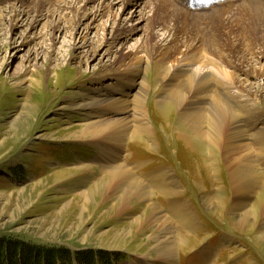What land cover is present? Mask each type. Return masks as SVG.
Returning a JSON list of instances; mask_svg holds the SVG:
<instances>
[{
	"label": "rangeland",
	"instance_id": "rangeland-1",
	"mask_svg": "<svg viewBox=\"0 0 264 264\" xmlns=\"http://www.w3.org/2000/svg\"><path fill=\"white\" fill-rule=\"evenodd\" d=\"M58 1L0 0V10L8 6L36 10L42 3L57 7ZM172 1L169 3L178 6L181 15L168 17L161 9L149 7L147 22L122 46L105 45L114 30L118 8L95 21L85 19L77 30L72 21L45 16L32 29L25 23L12 34L8 28L0 32V264H264V215L254 222L238 221L239 214L249 212L261 193L256 192L248 204L241 205L244 199L236 197L230 186L225 143L216 171L210 175L202 168L204 174L200 173L197 157L175 135L179 111L173 108L166 118L157 108V99L166 94L178 75L176 70L165 76L167 68L176 69L177 61L187 52L184 40L190 44L194 39V49L205 64L229 72V80L211 76L218 80L210 78L212 84L220 81L237 90L243 88L244 97L264 115V56L258 54L262 36L255 33L239 3L204 13L186 10L187 6L179 3L186 0ZM160 6L157 4V8ZM93 8L89 6L88 10ZM261 10L263 13L264 8ZM162 21L175 27L172 33L176 42L169 40L167 49L155 44L169 33ZM236 33L240 36L235 37ZM140 38L146 42L141 43ZM85 42L88 44L83 47ZM246 48L254 58L249 65L243 59ZM188 57L192 59L191 54ZM140 58L146 61L143 75L149 100L145 109L154 126L151 137L145 133L123 143L101 138L106 134L76 137L82 123L100 119L92 113L96 107L74 110L76 95H96L113 79L133 80L142 72L137 65ZM66 104L68 108L62 109ZM136 110L137 120L141 111ZM151 141L154 145L150 148ZM107 150L112 151L109 158L120 153L119 163L147 184L149 173L159 166H166L178 180L179 197L189 207L193 223L182 226L172 216L177 209L170 205L168 192L156 188L152 197L169 218L175 236L189 241L185 249L178 250L176 262L149 254L147 236L159 233L150 224L129 235L131 222L141 215L139 203L115 211L111 209L114 200L103 196L86 207L82 194L98 184L101 172L109 167L104 162ZM228 153L227 163L238 154ZM251 153L261 156L260 149ZM256 165L264 172V159H257ZM220 186L225 201L206 204L205 196L221 192ZM29 247L34 250L29 251ZM38 247L47 253L43 260L39 253L44 250ZM206 250L209 260L202 255Z\"/></svg>",
	"mask_w": 264,
	"mask_h": 264
},
{
	"label": "bare ground",
	"instance_id": "bare-ground-1",
	"mask_svg": "<svg viewBox=\"0 0 264 264\" xmlns=\"http://www.w3.org/2000/svg\"><path fill=\"white\" fill-rule=\"evenodd\" d=\"M170 1L173 3L172 0ZM170 1L162 0L160 3L157 0H59L57 7H49L45 3H42V6H39L36 10L8 6L0 10V32L2 34L8 28L12 34L14 29L25 23L32 29L45 16L49 18H64L67 19L65 21H72L71 24L77 30L85 19L91 18V21H95L98 17L104 16L106 13H111L113 9L118 8L116 23L113 26L114 30H112V33L105 40V45L119 43L122 46V44L127 43L129 39L142 29L143 23L147 22L149 18L146 12L149 7L154 9V11L161 9L165 16L168 17L174 14L181 15L179 13L181 11L177 9L178 6L177 8L173 7L169 3ZM193 1L197 6L203 5L205 8L214 1H217L215 3L217 7L229 1L228 6L232 4L230 6L231 8L234 5V1L238 0H186V2L179 3L184 4V6H186L185 4H190L189 7H195L192 5ZM157 4L162 7L157 8ZM215 4L208 9L202 10L212 9L216 6ZM92 5L94 8L89 11L88 7ZM239 6L244 11V14L249 17L255 33L261 34L262 41L260 42L258 54L264 56V12H261V8H264V1L240 0ZM129 9L130 11H128ZM162 22L166 26L167 23ZM167 27L169 29V33L167 32L168 35L164 34L165 37L161 38L159 42L155 41L159 49L168 48L169 40L172 38L175 41L174 33H172L175 27H172L171 23L167 24ZM239 36L238 33L235 37ZM242 38L244 39V35H242ZM143 40L140 38L139 41L145 43L146 40L145 42ZM139 41H137V44ZM193 43L194 39L190 44L188 40H184L183 45L187 52L181 55L183 57L181 61H177L178 68H167L165 76L172 74L176 70L178 75L175 80L170 82L166 94L157 99V108L160 114L166 118L170 116L173 108L179 111V120H177L178 125L175 135L181 140V143H186L192 150V154L197 157L195 164L200 169V173L204 174L202 168H205L209 174L214 173L215 165L219 164L221 158L222 144L225 143L224 161L226 162L225 165L230 186H232L231 189L236 197L244 199L241 205L243 206L244 202L248 204L251 196L256 192L261 193L257 203L252 206L253 209L251 208L249 212L239 214V223H246L251 219L254 222L258 219V216L264 215V172L263 168L260 169L256 165L257 159H264V115L260 113L256 105L253 106L250 104L249 98H245L246 94H244L243 88L240 87L237 90L235 86L229 83L223 84L220 81V83L212 84L211 79L212 81L215 79L213 80L211 76L220 75L229 80V72L219 70V68L215 67L216 65L205 64L202 56L194 49L196 45L194 46ZM87 44L85 42L83 47ZM236 44L238 43L236 42ZM247 48L246 51L244 50V55H247L249 52ZM190 54L193 60L189 59L188 56ZM177 55L179 54L177 53ZM246 55L243 56V59L249 65L254 58L250 54H248V57ZM145 62L142 58L138 59L137 65L140 66L142 72L139 70L141 74L136 75L131 81L123 82L121 80V82L118 79H113L105 87L100 88L96 95L89 96L84 93L76 95L78 101L74 102L73 107L77 109L74 110L80 111L87 107H96L92 113L97 114L100 118L82 123L83 128L81 129V133L80 135L77 134L76 137L98 138L106 134L107 136L101 138L107 140L113 139L114 141L120 140L122 143L132 137H141L145 133L148 138L151 137L153 122L150 113L147 114L145 109L146 103L149 100V88L145 87L146 83L144 82L143 75ZM262 89H264V86ZM66 108H68V104L62 106V109ZM136 109L141 111L140 116H137V120L136 117L134 118ZM97 116L88 114V117ZM133 121L135 124H133ZM131 124L134 125L133 128H131ZM178 138L177 142H179ZM98 145L102 151L105 149L104 145ZM153 145V141H151V144H148L150 148ZM256 149H260L261 151V156L258 158L252 156L251 153L252 150ZM229 151H235L238 154L233 160L227 163L225 157H227ZM111 152V150H107L106 154H104V162L109 167L101 172L102 179L91 190L82 194V198L87 202L86 207L98 203V200L102 199L103 196H109L114 200L113 206L111 207L112 210L139 203L141 215L134 218L133 221L131 220L130 226L132 230L128 232L129 235L134 234L142 225L150 224L159 233L156 232L154 234L151 232L152 235L147 236L148 247L151 246L149 248V254L156 258L168 259L172 263L175 261V257H178V250L185 249L189 245V241H186L184 236H175L169 218L163 212L162 208L153 201L152 197L156 188L168 192L167 197L169 195L172 197L170 205H174L177 209L172 212V216H175L182 226L186 222L188 224L193 223V215L188 210L189 207L187 208L184 199L179 197L181 191L178 186V180H176L173 173H170L165 168L166 166H159L149 173L150 179L147 184L143 179L136 176L126 165L119 163L118 157H120V153L116 157L109 158ZM222 188L220 186L221 192L218 191L219 193H216V195L205 196L206 204L214 202L219 204L223 203L225 200H223Z\"/></svg>",
	"mask_w": 264,
	"mask_h": 264
},
{
	"label": "trees",
	"instance_id": "trees-1",
	"mask_svg": "<svg viewBox=\"0 0 264 264\" xmlns=\"http://www.w3.org/2000/svg\"><path fill=\"white\" fill-rule=\"evenodd\" d=\"M29 249V251H31V250H34V249H31V247H29L28 248ZM38 249L39 250H42L43 248H41V247H38ZM44 251H41L40 253H39V259H41L42 258V260L44 259V257H46L47 256V253L45 252V249H43ZM16 252V251H15ZM52 253V252H51ZM2 255V254H1ZM50 258H51V254L50 255H48ZM48 258V257H47ZM69 258V256H66V258L65 259H68ZM38 259V260H39ZM49 259V258H48ZM45 260H46V258H45ZM50 262V261H49ZM85 264H87V263H85Z\"/></svg>",
	"mask_w": 264,
	"mask_h": 264
},
{
	"label": "crops",
	"instance_id": "crops-1",
	"mask_svg": "<svg viewBox=\"0 0 264 264\" xmlns=\"http://www.w3.org/2000/svg\"><path fill=\"white\" fill-rule=\"evenodd\" d=\"M207 254V255H206ZM202 255H204V256H206L207 257V259L209 260V258H210V254L208 253V251H206L205 253H202Z\"/></svg>",
	"mask_w": 264,
	"mask_h": 264
}]
</instances>
